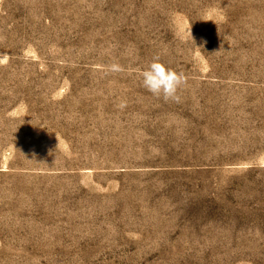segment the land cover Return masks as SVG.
Listing matches in <instances>:
<instances>
[{"label": "rangeland", "instance_id": "rangeland-1", "mask_svg": "<svg viewBox=\"0 0 264 264\" xmlns=\"http://www.w3.org/2000/svg\"><path fill=\"white\" fill-rule=\"evenodd\" d=\"M0 264H264V0H0Z\"/></svg>", "mask_w": 264, "mask_h": 264}, {"label": "clouds", "instance_id": "clouds-1", "mask_svg": "<svg viewBox=\"0 0 264 264\" xmlns=\"http://www.w3.org/2000/svg\"><path fill=\"white\" fill-rule=\"evenodd\" d=\"M112 71L119 72L122 68L113 65ZM142 86L151 94L165 101L175 100L179 102L178 90L186 84L183 73H178L160 62L159 57L153 59L146 69L140 73Z\"/></svg>", "mask_w": 264, "mask_h": 264}]
</instances>
